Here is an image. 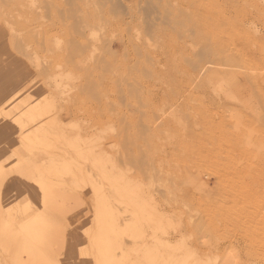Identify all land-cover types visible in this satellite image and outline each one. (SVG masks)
<instances>
[{
  "label": "rangeland",
  "instance_id": "rangeland-1",
  "mask_svg": "<svg viewBox=\"0 0 264 264\" xmlns=\"http://www.w3.org/2000/svg\"><path fill=\"white\" fill-rule=\"evenodd\" d=\"M261 73L264 0H0V264H264Z\"/></svg>",
  "mask_w": 264,
  "mask_h": 264
},
{
  "label": "bare ground",
  "instance_id": "bare-ground-1",
  "mask_svg": "<svg viewBox=\"0 0 264 264\" xmlns=\"http://www.w3.org/2000/svg\"><path fill=\"white\" fill-rule=\"evenodd\" d=\"M219 11V10H218ZM242 17V21H244V25H242V26H244V27H246V25H249L247 22H249L248 21V17L245 15V13L244 12H242V16L240 15V16H237V21L240 19ZM223 18H226V19H230L231 18V16H229V14H227V13H224L223 14ZM239 21H241V20H239ZM252 31H251V34L252 33H255L256 34V29L254 28V26H252L251 25V27H249ZM250 29H248V30H250ZM259 30V29H258ZM258 35V34H257ZM251 78H252V86H253V89H255L258 93H259V96H261L262 97V100H261V102H262V105H263V107H264V75L261 73V74H255V75H251ZM250 78V79H251ZM217 84V83H216ZM253 101V100H252ZM255 101V100H254ZM257 111H259V110H257ZM229 135V134H228ZM227 135V136H228ZM246 135H247V133H246ZM246 135H245V137H246ZM227 136H225V139H226V137ZM249 137H248V139H249V141H251V138H252V136H250V134L248 135ZM263 137V136H262ZM224 138V137H223ZM228 138H232L231 137V134H230V137H228ZM227 138V139H228ZM238 139V138H237ZM209 140V139H208ZM224 140V139H223ZM235 140V139H234ZM233 140V141H234ZM211 141V140H210ZM229 141H230V139H229ZM212 142V141H211ZM236 142V141H235ZM233 143V142H232ZM198 149V148H197ZM208 149V148H207ZM214 149V148H213ZM205 151V150H204ZM199 152V151H198ZM250 152V151H249ZM211 153V152H210ZM198 154V153H197ZM207 154V153H206ZM235 154V153H234ZM233 154V155H234ZM196 155V154H195ZM237 155V154H236ZM234 157V156H233ZM237 157V156H236ZM247 157V156H246ZM229 158V157H228ZM235 158V157H234Z\"/></svg>",
  "mask_w": 264,
  "mask_h": 264
}]
</instances>
